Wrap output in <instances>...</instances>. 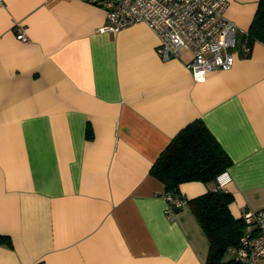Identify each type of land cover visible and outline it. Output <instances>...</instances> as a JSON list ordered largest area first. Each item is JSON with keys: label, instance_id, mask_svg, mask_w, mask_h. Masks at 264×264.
Here are the masks:
<instances>
[{"label": "crops", "instance_id": "0c3cea01", "mask_svg": "<svg viewBox=\"0 0 264 264\" xmlns=\"http://www.w3.org/2000/svg\"><path fill=\"white\" fill-rule=\"evenodd\" d=\"M225 1L235 62L198 83L192 53L163 61L143 24L100 32L105 12L87 1L0 0V264H206L193 212L168 218L149 173L196 119L232 162L231 214L264 209V44L244 37L259 0Z\"/></svg>", "mask_w": 264, "mask_h": 264}, {"label": "built area", "instance_id": "2783aa9c", "mask_svg": "<svg viewBox=\"0 0 264 264\" xmlns=\"http://www.w3.org/2000/svg\"><path fill=\"white\" fill-rule=\"evenodd\" d=\"M101 7L107 25L100 32H118L143 24L158 38L157 55L163 60L179 59L184 51L192 53L186 69L195 82L201 83L208 73L233 67L237 55L239 29L225 17V0H80ZM16 38H28L18 27ZM222 174L217 178L223 188ZM166 214L173 219L187 205L182 196L165 195ZM243 233L236 246L225 256L237 264H264V209L244 211Z\"/></svg>", "mask_w": 264, "mask_h": 264}, {"label": "trees", "instance_id": "16d2710c", "mask_svg": "<svg viewBox=\"0 0 264 264\" xmlns=\"http://www.w3.org/2000/svg\"><path fill=\"white\" fill-rule=\"evenodd\" d=\"M248 48L254 42L264 44V0L244 35ZM91 139L90 130L87 135ZM231 160L206 128L196 119L180 130L152 165L150 176L164 186V196H181L179 186L188 182L217 183L231 165ZM232 194L218 188L187 200L208 244L206 264H237L225 259V252L236 246L244 230L242 218H235L229 209ZM0 245L11 247L9 237L0 235Z\"/></svg>", "mask_w": 264, "mask_h": 264}, {"label": "rangeland", "instance_id": "374dc122", "mask_svg": "<svg viewBox=\"0 0 264 264\" xmlns=\"http://www.w3.org/2000/svg\"><path fill=\"white\" fill-rule=\"evenodd\" d=\"M228 258V256H225V259H227Z\"/></svg>", "mask_w": 264, "mask_h": 264}]
</instances>
